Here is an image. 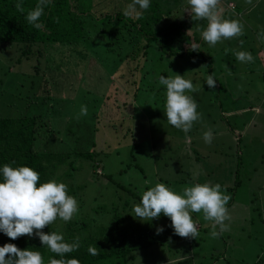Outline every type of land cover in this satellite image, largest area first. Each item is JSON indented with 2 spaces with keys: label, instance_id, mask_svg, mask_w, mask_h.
<instances>
[{
  "label": "rangeland",
  "instance_id": "obj_1",
  "mask_svg": "<svg viewBox=\"0 0 264 264\" xmlns=\"http://www.w3.org/2000/svg\"><path fill=\"white\" fill-rule=\"evenodd\" d=\"M108 2V7L114 6L123 11L128 7L125 0ZM234 5L238 7L235 9ZM136 8L137 11L131 14H137L139 7L136 6ZM237 10L238 14L235 15ZM189 11L190 6L187 0H182V5L176 9L175 13L182 17V14H187ZM219 12L224 18L237 19L244 25V36L225 40L214 48L215 65H221L217 71L222 70L218 73V79L227 88L220 90L217 97L211 96L212 88H209L206 83L204 64H199L196 58L189 56L181 58L182 67L176 68V72H172L174 67L170 68L167 65V58L164 56L159 62V66L154 70L156 60L153 59L151 49L156 52V55L161 54L156 48V42H151L148 59L143 61V69L136 77L127 75V73L130 69L132 70L134 65H136L134 68L138 66V59L133 58V61L123 59L121 62L120 56L124 57L125 54L121 53L119 56V54L113 53L114 55L109 59L114 65H117V68L114 66L113 70H110L109 77H114L126 89V91L123 89V92L126 93L125 97L119 91V98H122L119 101H126V104L122 103L121 106V108L124 107V115H121L116 123L113 121L110 123L111 126L117 127L116 130H112L105 122V134L98 135V138L99 136L101 138L100 141L105 139L110 144L107 153L98 155L100 163L99 166L97 165V171L84 166L89 162L87 159H77L78 163H82V165L77 169L76 181L87 183L85 187L78 190V195L75 196L77 200L79 196L84 204L83 207H80L82 210L88 209L91 204L94 205L97 202L107 203L119 193L114 189V185H110L99 174L101 172L112 173L116 181L130 185L133 191L140 194L158 182L166 184L176 192H182L184 187L195 183L216 184L221 181L219 184L222 191L231 197L227 205L231 217L227 222L228 230L217 238H213L210 235L211 222L204 220L202 213H192L194 221L201 219L200 223H197L199 234L196 238L181 237L174 232L170 220L163 216L153 218L152 222L157 223V227L154 225L155 228L163 227L162 232L173 233V236L162 240V243L153 245L155 249L157 248V251L152 250L153 260L159 259L157 263L152 261L150 264H247L253 262L264 251L261 248L264 246V112L259 109V106H264V40L260 38L261 31L264 30V0H252V3H247L246 0H223L219 5ZM29 30L35 31V27L33 29L29 27ZM3 33L4 28L0 31V36ZM190 33L193 34V31L190 30ZM36 44V48L40 46L41 48L37 49L42 50V43L36 42ZM2 45H4L3 48H1ZM26 45L27 42L24 44L21 41L8 42L0 39V57H3L0 65H7L6 67L0 66V78L3 79L2 81L0 79L1 114L15 115L22 110V105L26 103L25 96L28 98L35 90L32 79L37 78V73H40L45 66L46 60L41 50L39 53L35 50L31 56H28V60L23 58L22 49L25 50ZM87 46L88 44L84 43L83 47L72 46V49L69 50L64 48L59 59L50 58V61H54L58 66H53V68L62 75L64 71L83 70L87 61L84 55ZM225 48L229 49L227 54H225ZM122 50L126 52V50ZM72 51H78L81 56L76 64H72L69 60L76 59L75 61H77L80 56H71ZM233 51H248L254 57V61L242 63L236 59ZM91 52L93 51L91 50ZM6 58L11 59L10 64L6 63ZM19 58L23 59L19 60ZM177 60L180 61V57ZM65 63L70 70H64L63 66H59ZM58 68L64 71L58 70ZM151 69L153 70L151 71ZM22 71L25 73L22 74ZM176 74L191 80L198 89L191 94L195 101L199 102L197 111L202 114L201 118H205V115L212 116L213 114L212 117H216L217 114H220L217 112L218 103L215 102L219 98L222 99L227 110L235 108L234 111L239 112L240 106L252 104H256L255 109L248 110L251 113L233 115L231 112L226 115L228 121L225 118L217 122L222 123L223 127L217 133L219 138L214 139L211 144H207L203 139V134H194V131L197 132L195 122L192 130L187 134L167 122L165 114L166 86H160L158 80L161 75L174 77ZM71 77H74V74ZM96 87L98 88V86ZM244 87L247 89L244 90ZM80 91L78 87L74 97H77L75 100L78 98L79 100L75 107L73 105L72 111L75 114H80L81 106L86 105L88 114L82 117H88L92 110L97 114L103 96L106 95L109 88L107 87L104 93L99 94H96L94 90L90 92L83 89V94ZM256 108L258 111H255ZM75 109H77L76 112ZM72 111H70L72 117L69 118L66 125L68 129H63L65 131L74 130L69 133L70 138L74 137L73 133H77L78 129H81L80 124L82 123V121L79 123ZM153 115L159 118L157 121L159 127L154 126L152 123L155 122L152 121V127L148 126L149 130L145 131L148 116L153 117ZM248 116H250L249 121L244 122V117ZM236 118L237 121L234 122ZM204 121L207 122L206 119ZM208 123L207 127H211L212 122L208 121ZM227 124L233 125L232 131ZM91 129L92 127L89 130L84 129L85 134L90 135ZM145 134H147L146 138H144ZM77 135L81 137L82 146L89 142L90 138H84L80 131ZM238 135L241 136L239 140H237ZM153 137L155 144L151 146ZM134 138L136 144L132 146ZM192 139L196 142L193 145ZM196 144L203 152L198 160L192 150V146H196ZM82 148H86V146ZM238 150L240 156L236 154ZM219 160L221 161L218 163ZM205 173H208V176H205ZM235 177L238 178V184ZM133 215L135 216V213ZM134 219L137 221L139 218L134 217ZM189 245L190 247H188ZM187 247L188 250L185 252ZM180 255L183 258L181 263L174 260V257ZM149 260H152V256L148 258Z\"/></svg>",
  "mask_w": 264,
  "mask_h": 264
},
{
  "label": "trees",
  "instance_id": "obj_2",
  "mask_svg": "<svg viewBox=\"0 0 264 264\" xmlns=\"http://www.w3.org/2000/svg\"><path fill=\"white\" fill-rule=\"evenodd\" d=\"M108 1L111 3L113 0H51V4L45 8L44 14L40 18L42 27L30 31L29 27L30 29L33 27L27 23L25 17L27 11L35 7L37 0H23L24 13L17 11L15 7L17 0H0V31L4 28V33L0 39L8 42L21 41L24 44L27 42L25 50L22 49L23 58L27 60L28 56H31L35 50L38 53L41 50L37 49L41 48L40 46L36 48V42L42 43L41 52L46 60L41 72L37 73V78L32 79L35 90L28 98L25 96L26 103L22 105V110L15 115L0 113V168L5 163L11 164L12 161L16 162L14 167L30 166L40 173V183L51 179L64 182L68 185V194L74 197L78 195L80 188L87 185V183L76 181L77 169L82 165V163H78L77 159H87L89 162L84 166L87 169L92 168L93 171H97V165L100 163L98 155L107 153L110 144L105 139L100 141L101 138L100 136L98 138V135L105 134V122L112 130H116L117 127L111 126L110 123L112 121L116 123L117 119L119 121L121 115H124V107L121 108V106L122 103L125 105L126 101H119L122 99L119 96L121 93L125 97L126 93L123 91L126 89L114 77H109L110 70L112 71L114 66L117 68V65H114L109 57L114 54L120 56L121 53H124V57L120 56L121 62L123 59L125 61H133V58L138 59V66L134 68L136 66L134 65L132 70L130 69L127 73V75L136 77L143 69V61L148 59L151 42H156V48L161 54L156 55V52L151 49L153 59L156 60L154 70L159 66L158 64L164 56L167 58V65L170 68L174 67L172 72H176V68L182 67L181 58L189 56L196 58L199 64H204L205 77L213 75L216 80L215 88L210 90L211 96L217 97L220 90L227 88L218 79V73L222 70L217 71L221 65H215V54L213 53L215 47H210L202 39V31L207 26V20L193 21L189 13L179 17L180 14L175 12L182 5V0H151L149 9H139L137 12L142 13L140 18H137V14L125 16L124 11L120 8L108 7ZM131 3L132 0L127 2L128 5ZM137 7L139 6L137 5ZM236 7L238 6L234 5L235 9ZM236 14H238V10L235 11ZM190 30L193 31V34L190 33ZM84 43H87L88 46L84 52L87 61L82 68L83 70L64 71L65 69L70 70L65 63L59 65L63 66L64 69L58 68V70L64 71L63 75L59 74L53 68V66L58 67L57 64L50 61V58L59 59L64 48L69 50L72 49V46L83 47ZM192 43L199 45V51L189 50V45ZM3 47L4 45L1 48ZM5 48L7 47L5 46ZM187 53L188 55H186ZM76 55L80 56V53L78 51L71 52V56ZM178 57H180V61L177 60ZM23 58H19V60ZM79 59L81 56L77 61L73 59L69 62L76 64ZM1 60H3L2 56L0 57ZM10 60L9 58L5 59L6 63L9 64ZM0 66L6 67L7 65L1 64ZM21 73L25 72L22 71ZM73 74L74 77H71ZM97 74L99 75L97 76ZM78 87L81 94H83V89L90 92L94 90L96 94H99L104 93L107 87L109 88V91L103 96L97 114L93 110L90 111L88 117L73 113V105L75 107L79 100V98L75 100L77 97H74ZM243 89L245 90L247 87ZM188 94L192 95L191 93ZM215 102L218 103L217 112L220 114H217L216 117H212L213 114L212 116L205 115V118L202 117L195 122L197 132L193 130L194 134L201 135L208 129H211L212 132H219L223 127L222 123L217 122L225 119L226 115L231 112L233 115L251 113L248 110L255 109L256 105L240 106V111L236 112L234 111L235 108L227 110L221 98ZM259 109L264 112V106H259ZM70 111L74 117L79 116L77 118L79 123L82 121L81 129H78L77 133L80 131L84 138H90L89 142L84 144L86 148H82L84 146L81 145V137L77 133H73L74 137L70 138L69 133L73 132V129L71 131L63 130L66 128L69 118L72 117ZM76 111L77 109H75ZM255 111H258L257 108ZM136 115L139 114L136 113ZM148 117V121L145 120L147 121L145 131L149 130L148 126L152 127V124L159 127L157 124L159 118H156L155 115ZM249 118L250 116L244 117L243 121L248 122ZM208 121L212 122L211 127H207L209 126ZM236 121L237 118L234 122ZM227 126H229L230 131L233 130V125L227 124ZM91 127L90 135L85 134L84 129L89 130ZM201 131L203 133H200ZM144 136L146 138L147 134ZM240 137L238 135L237 140ZM152 140L153 144L150 145L154 146V137ZM194 142L192 139V145ZM135 144L136 140L133 141L132 146ZM192 150L197 160L203 155L200 146L197 144L192 146ZM236 154L240 156L239 150ZM141 170L143 171V168ZM99 174L110 185H114V189L119 192L115 198L107 203L91 204L88 209L82 210L80 207H83L84 204L78 196L79 211L71 221L65 223L58 218L53 224L43 229L45 232L55 231L63 234L65 241L69 243L79 238L80 247L77 251L60 257L43 246L40 239L35 235L31 237L24 235L12 240L2 231H0V246L5 243H14L21 249L30 248L33 251H39L42 253L44 264H49L53 259H76L79 264H150L152 261L157 263L159 258L153 260L154 253L152 251H157V248L155 249L153 245L162 243V240L170 238L173 233L160 232L157 234V228H155L157 223L152 222V220L141 221L138 219L135 221L134 211L131 209L140 203L142 194L133 191L130 185L116 181L112 173L101 172ZM205 176H208V173H205ZM235 178L238 184V178ZM2 179L3 177L0 175V180ZM161 216L170 220L163 214ZM90 245L98 249L99 255L89 254L88 247ZM163 245L165 246V244ZM261 248L264 249V246ZM182 255L173 259L181 263L183 261ZM151 256L152 260L148 261ZM247 264H264V251L253 262Z\"/></svg>",
  "mask_w": 264,
  "mask_h": 264
},
{
  "label": "clouds",
  "instance_id": "obj_3",
  "mask_svg": "<svg viewBox=\"0 0 264 264\" xmlns=\"http://www.w3.org/2000/svg\"><path fill=\"white\" fill-rule=\"evenodd\" d=\"M246 2L252 3V0ZM187 3L190 6L188 13L193 21L207 20L202 39L210 47L244 35V25L239 20L227 19L220 14V0H187ZM49 4L51 0H37L35 7L27 11V23L37 29L41 28L40 18ZM137 5L139 9L147 10L151 6V0H132L124 15L129 16L136 12ZM15 7L18 12H25L23 0H17ZM141 15L142 13H137V18ZM260 38L264 40V30L261 31ZM189 50L199 51V45L192 43ZM228 51L229 49L225 48V54ZM233 54L242 63L254 61L248 51H233ZM158 83L166 86L167 122L187 134L202 115L197 111V102L188 94L198 89L191 80L180 74L174 77L161 75ZM206 83L209 88H215L216 80L213 75L207 77ZM87 114V106L82 105L80 116ZM213 138L211 129L203 133L205 143L211 144ZM15 164L16 162L12 161L11 164L5 163L0 168V175L3 177L0 180V231L12 240L24 235H35L43 246L60 257L77 251L80 247L79 238L69 243L61 233L43 231L58 218L67 223L78 213V200L68 194V185L54 179L40 183V173L37 170L27 165L14 167ZM230 199V195L222 191L219 183H195L184 187L182 192H176L166 184L158 182L142 193L140 203L134 206L133 211L134 217L141 221H150L163 214L170 218L171 226L177 235L191 238H196L199 234L197 222L191 214L202 213L203 219L211 222L210 235L217 238L229 228L227 222L231 217L227 205ZM162 231L163 227L157 228V234ZM88 252L93 256L99 255L98 249L91 245ZM0 264H44V259L39 251L21 249L14 243H5L0 246ZM49 264L79 262L76 259H53Z\"/></svg>",
  "mask_w": 264,
  "mask_h": 264
},
{
  "label": "crops",
  "instance_id": "obj_4",
  "mask_svg": "<svg viewBox=\"0 0 264 264\" xmlns=\"http://www.w3.org/2000/svg\"><path fill=\"white\" fill-rule=\"evenodd\" d=\"M126 1H127V2H130V0H126ZM221 6H222V5H221ZM257 105H259V104H257ZM262 107H263V106H262ZM219 132H220V131H219ZM212 133H213V136H214L213 140H214V139L217 140V139L219 138V137L217 136V133H218V132H212ZM214 134H215V135H214ZM213 140H212V141H213ZM199 221H201V219L196 220L197 223H200ZM200 225H201V224H200Z\"/></svg>",
  "mask_w": 264,
  "mask_h": 264
}]
</instances>
